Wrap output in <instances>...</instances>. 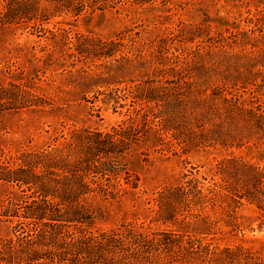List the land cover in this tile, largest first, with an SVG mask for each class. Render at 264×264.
Wrapping results in <instances>:
<instances>
[{
    "label": "rangeland",
    "instance_id": "rangeland-1",
    "mask_svg": "<svg viewBox=\"0 0 264 264\" xmlns=\"http://www.w3.org/2000/svg\"><path fill=\"white\" fill-rule=\"evenodd\" d=\"M263 8L264 0H146L53 15L33 28L26 13L0 27V84L26 78L27 91L45 101L0 112V147L10 165L24 167L27 154L59 147L74 132L106 134L129 123L135 106L128 86L166 67L165 57L176 48L213 45L216 53L214 46L226 45L264 65V34L251 33L248 23ZM184 28L203 36L191 39L180 33ZM116 65L118 70L107 72ZM260 79L258 97L264 101ZM184 113L167 132H157L158 120L148 117L145 140L123 152L129 177L122 174L117 189L105 196L98 190L86 196L96 215L80 226L94 234L128 230L170 240V251L148 247L140 264H264V176L253 179L264 168V132L220 129L207 108L203 116L190 108ZM42 170L39 165L35 172ZM223 178L238 189H222ZM31 194L28 186L0 181V240L16 246L17 238L29 234V226L17 225L27 220L10 210L11 202L28 203ZM39 262L44 260L13 258L10 264Z\"/></svg>",
    "mask_w": 264,
    "mask_h": 264
},
{
    "label": "trees",
    "instance_id": "trees-1",
    "mask_svg": "<svg viewBox=\"0 0 264 264\" xmlns=\"http://www.w3.org/2000/svg\"><path fill=\"white\" fill-rule=\"evenodd\" d=\"M142 2L146 0H0V27L18 23L19 17L26 13L33 28L34 23L53 15L78 16L84 10L114 9ZM248 23L251 33L264 34V8L249 18ZM196 29L207 35L204 29ZM183 32L195 36H190L191 39L203 36L185 28L180 31ZM195 46L176 48L174 54L165 57L166 67L157 68L146 81L128 86L127 94L133 98L135 107L134 116L126 125L106 134L74 132L59 147L27 154L24 167H12V158H6L0 147V181L32 190L30 202L25 199L11 202L14 207L10 210L12 216L27 220L26 224L17 225L29 226V234L17 238L16 246L11 240H0V262L10 264L13 258H25L31 262L44 260L36 264H140L148 247L170 251L171 247L167 246L170 240L165 238H149L128 230L94 234L80 225L96 215L95 208L85 204L86 196L94 190L105 196L107 189H117L122 174L129 177L123 152L145 140L148 129L144 126L150 115L158 120L157 132L175 130L176 121L184 119L188 108L199 110L201 116L203 108H207L218 118L220 129L222 125L236 130L245 126L264 132V101L258 97L261 86L256 83V77L264 81V65L252 56L227 50L226 45L214 46L216 53L211 49L213 45ZM139 55L144 64L146 57ZM256 65L260 66L257 70ZM113 67L119 69L118 65L109 66L107 72H112ZM27 102L29 106L45 105L41 97L27 91L26 78L0 84V112L27 108ZM39 165L43 170L37 173L35 169ZM226 165L228 162L221 167L222 173L227 171ZM60 170L61 175L56 172ZM260 176H264V168L256 173L254 181ZM223 181L222 189L227 192L238 189L225 178ZM168 214L172 218V213Z\"/></svg>",
    "mask_w": 264,
    "mask_h": 264
}]
</instances>
